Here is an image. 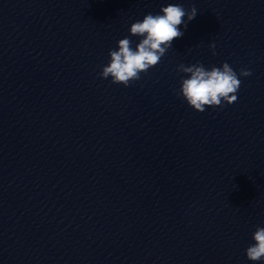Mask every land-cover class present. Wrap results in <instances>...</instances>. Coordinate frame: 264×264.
<instances>
[{"label": "water", "instance_id": "95a60500", "mask_svg": "<svg viewBox=\"0 0 264 264\" xmlns=\"http://www.w3.org/2000/svg\"><path fill=\"white\" fill-rule=\"evenodd\" d=\"M196 7L129 87L109 50L161 7ZM187 17H185V20ZM215 43V53L209 47ZM227 62L237 101L197 112L180 64ZM264 9L245 0H0V264H261Z\"/></svg>", "mask_w": 264, "mask_h": 264}, {"label": "clouds", "instance_id": "9594fccd", "mask_svg": "<svg viewBox=\"0 0 264 264\" xmlns=\"http://www.w3.org/2000/svg\"><path fill=\"white\" fill-rule=\"evenodd\" d=\"M198 10L196 7L185 9L180 4H168L160 12L147 13L142 20L131 24L129 33L140 38L132 46V40L124 37L117 42L115 49L109 50V63L98 73L101 79H111V83L129 87L141 79V74L157 66L166 52L172 48L173 40L181 38L184 32L179 26L187 28ZM185 17L187 19L185 20ZM209 47L215 53V43ZM180 87L176 95L181 97L189 107L197 112H204L206 107L223 108L237 101L241 86L239 77H248L250 69H241L239 74L227 63L206 68L201 62L177 67ZM254 243L245 250L246 258L252 262L264 264V227L257 226L252 234Z\"/></svg>", "mask_w": 264, "mask_h": 264}]
</instances>
